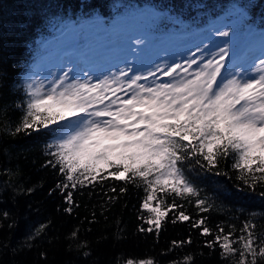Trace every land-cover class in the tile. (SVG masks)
I'll return each mask as SVG.
<instances>
[{"label": "snow or ice", "instance_id": "snow-or-ice-1", "mask_svg": "<svg viewBox=\"0 0 264 264\" xmlns=\"http://www.w3.org/2000/svg\"><path fill=\"white\" fill-rule=\"evenodd\" d=\"M214 35L226 38L223 46L197 47L188 58L144 70L123 61L124 67L113 65L96 78L77 71L67 53V63L50 74L51 80L29 78L23 85L27 100L15 133L43 129L54 135L46 164L62 175L56 187L65 193L66 212L73 210L72 190L109 178L143 186L141 208L147 215L140 216L139 232L159 235L168 219L190 222L203 236H212L206 245L218 247L227 264H264V236L251 220L238 236L233 226L225 232L217 225L213 232L207 217L193 220L179 202L207 212L211 206L189 173L197 167L212 172L224 158L232 159L238 178L249 188L264 186V32L258 42L239 47L235 57L233 28ZM133 44L140 46L143 40L130 38ZM191 243L190 237L173 240L172 248ZM127 264L154 261L129 259ZM174 264H193V257Z\"/></svg>", "mask_w": 264, "mask_h": 264}, {"label": "trees", "instance_id": "trees-1", "mask_svg": "<svg viewBox=\"0 0 264 264\" xmlns=\"http://www.w3.org/2000/svg\"><path fill=\"white\" fill-rule=\"evenodd\" d=\"M131 4L155 7L162 13L160 23L168 27L187 30L232 12L240 17L235 21L238 31L245 25L252 31L264 29V0H0V264H127L129 259L148 258L154 264H174L186 255L193 257V264H227L218 247L206 245L212 236H203L190 222L173 224L168 219L159 235L139 232L140 216L147 215L141 208L143 186L109 178L72 190L73 210L66 212L65 193L56 187L62 175L46 164L54 135L43 129L15 133L27 100L25 73L41 40L57 35L70 20L100 16L109 21ZM232 164L224 158L212 172L199 167L190 171L211 206L207 212L179 202L193 220L207 217L213 232L217 225L225 232L233 226L238 236L251 220L264 236V186L249 188ZM41 225L46 227L37 234ZM189 237L191 244L172 248L173 240Z\"/></svg>", "mask_w": 264, "mask_h": 264}, {"label": "rangeland", "instance_id": "rangeland-1", "mask_svg": "<svg viewBox=\"0 0 264 264\" xmlns=\"http://www.w3.org/2000/svg\"><path fill=\"white\" fill-rule=\"evenodd\" d=\"M146 5L149 4L123 6L109 21L100 16L68 21L58 28L57 35L41 40L40 51L25 73V82L29 78L37 82L51 80L50 74H57L67 63V53L72 54L71 59L77 71H89L96 78L108 74L113 65L124 67L123 61L131 62L135 69L144 70L163 61L171 63L188 58L197 47L208 45L211 48L214 44L223 46L226 38L215 36L214 33L225 30L226 26L233 28L235 57L239 47L249 40L258 42L260 33L264 32L261 29L252 31L246 25L242 31H238L235 21L240 20V17L232 12L187 30L163 26L160 23L162 13ZM176 22L180 24L179 20ZM130 38H139L143 44L130 46ZM162 79L167 80L166 77Z\"/></svg>", "mask_w": 264, "mask_h": 264}]
</instances>
